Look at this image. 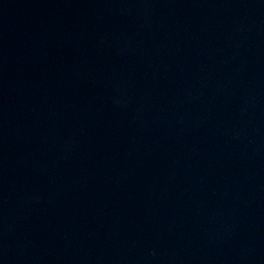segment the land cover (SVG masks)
<instances>
[{
	"label": "water",
	"instance_id": "water-1",
	"mask_svg": "<svg viewBox=\"0 0 264 264\" xmlns=\"http://www.w3.org/2000/svg\"><path fill=\"white\" fill-rule=\"evenodd\" d=\"M0 264H264V0H0Z\"/></svg>",
	"mask_w": 264,
	"mask_h": 264
}]
</instances>
